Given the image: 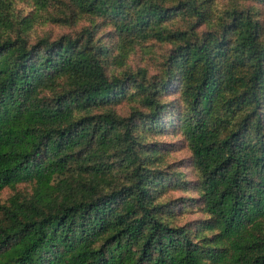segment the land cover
Returning a JSON list of instances; mask_svg holds the SVG:
<instances>
[{"label":"trees","instance_id":"obj_1","mask_svg":"<svg viewBox=\"0 0 264 264\" xmlns=\"http://www.w3.org/2000/svg\"><path fill=\"white\" fill-rule=\"evenodd\" d=\"M0 264H264V0H0Z\"/></svg>","mask_w":264,"mask_h":264},{"label":"rangeland","instance_id":"obj_2","mask_svg":"<svg viewBox=\"0 0 264 264\" xmlns=\"http://www.w3.org/2000/svg\"><path fill=\"white\" fill-rule=\"evenodd\" d=\"M19 7L20 9L24 10V13L26 15L27 11L25 10L26 9L29 10V8L25 7V3L20 2ZM87 25L88 24L85 21H83L78 27H73V28H69L66 26H59L55 24L49 25V24L39 23L34 28V31L32 33V40L35 41L39 37H44L46 35L47 36L50 35L52 38H57L62 35L74 36ZM109 30L110 29H107V31ZM153 45L155 46L151 48V53L153 55L151 58H147V56L143 52L138 51L130 58V60H128V67H131L132 69H136L137 67L148 66L150 68V73L155 74L156 71L158 70L157 62L161 60V57L165 53L166 47H160L157 46V44H153ZM127 110H128L127 108H122L120 111L124 113ZM165 141H168V139H165ZM171 156L172 157L170 160L176 163L178 166H182V165L186 166L190 164V153L187 149H179L176 152H174ZM181 170L188 175L190 181L195 180L194 173H192L189 169L183 167L181 168ZM11 194H12L11 190L3 191L1 194L2 201H5ZM190 195L193 196L194 194L192 192L186 193V192L178 191L171 193V198L173 200L183 199V198L187 199L188 196ZM203 218H204V214L199 210L198 207L189 206L185 208L184 211L179 215L177 222L178 223L193 222Z\"/></svg>","mask_w":264,"mask_h":264}]
</instances>
